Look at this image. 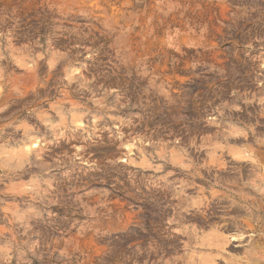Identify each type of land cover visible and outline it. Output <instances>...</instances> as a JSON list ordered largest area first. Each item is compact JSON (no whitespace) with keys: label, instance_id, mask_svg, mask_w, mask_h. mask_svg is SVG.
I'll list each match as a JSON object with an SVG mask.
<instances>
[{"label":"rangeland","instance_id":"374dc122","mask_svg":"<svg viewBox=\"0 0 264 264\" xmlns=\"http://www.w3.org/2000/svg\"><path fill=\"white\" fill-rule=\"evenodd\" d=\"M0 264H264V0H0Z\"/></svg>","mask_w":264,"mask_h":264},{"label":"bare ground","instance_id":"6f19581e","mask_svg":"<svg viewBox=\"0 0 264 264\" xmlns=\"http://www.w3.org/2000/svg\"><path fill=\"white\" fill-rule=\"evenodd\" d=\"M4 92V91H3ZM2 93V92H1ZM13 93V92H12ZM1 96H2V94H1ZM6 96V95H5ZM4 99V98H3ZM123 144V143H122ZM33 145H36V142L35 143H33ZM24 147V146H23ZM31 149V148H30ZM228 174V173H227ZM222 181V180H221Z\"/></svg>","mask_w":264,"mask_h":264}]
</instances>
